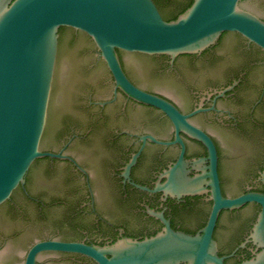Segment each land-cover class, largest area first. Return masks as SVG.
<instances>
[{
    "label": "flooded vegetation",
    "instance_id": "af4514ba",
    "mask_svg": "<svg viewBox=\"0 0 264 264\" xmlns=\"http://www.w3.org/2000/svg\"><path fill=\"white\" fill-rule=\"evenodd\" d=\"M153 1L163 17L162 12H172L184 0ZM69 32L83 34L69 28L58 31L52 95L40 143L42 152L63 159L36 160L24 186L0 206V252L22 246L23 253L12 254L10 264H24L38 242L107 247L123 238L140 241L164 230L156 215L175 232L200 234L213 207L205 177L210 167L207 148L192 131L177 129L162 111L117 89L97 49L89 66L64 70L60 47L71 39ZM129 55H119L129 81L171 104L214 144L222 197L264 194V51L237 33H223L198 54L174 59L136 54L149 61L128 68ZM100 66L107 76L92 82ZM146 69L152 82L144 81ZM177 137L184 145L182 171L187 180L166 195L156 189L178 161L182 148ZM228 165L233 176L225 180ZM260 214L261 206L254 202L219 212L212 239L220 264H248L262 252L253 237ZM30 230L44 233L28 239L25 233ZM35 263L95 264L81 255L56 252L40 253Z\"/></svg>",
    "mask_w": 264,
    "mask_h": 264
},
{
    "label": "water",
    "instance_id": "95a60500",
    "mask_svg": "<svg viewBox=\"0 0 264 264\" xmlns=\"http://www.w3.org/2000/svg\"><path fill=\"white\" fill-rule=\"evenodd\" d=\"M242 1L193 0L182 15L167 22L153 0H0V206L10 200L18 187L24 186L25 176L36 160L63 159L40 149L52 95L60 28L83 33L76 37L69 32L71 39L60 47V66L64 70L71 72L89 66L94 61L92 52L97 49L116 88L128 98L162 111L177 129L192 131L194 139L207 148L210 163L205 177L209 179L213 207L200 234L175 232L161 215H156L165 228L151 238L140 241L123 238L107 247L38 242L26 254L24 264H36V257L44 252L81 255L95 264H220L212 239L219 212L252 202L261 206L253 237L262 252L248 264H264V194L223 198L212 141L192 129L171 104L136 88L126 77L118 55V52L133 54L125 58L129 68L149 61L136 54L172 59L198 54L214 45L223 33H237L264 51V21L260 19L264 17V1ZM98 70L92 82L107 76L104 67ZM144 72V81L152 82L149 70ZM175 141L182 148L180 156L167 173L166 182L156 189L166 195L172 194L170 189L179 181L187 180L182 171L186 165L184 145L178 137ZM134 163L135 158L126 173ZM39 167L38 164L36 169ZM177 170L183 174L175 175ZM232 176L233 170L228 165L223 177L227 180ZM232 190L227 187L228 192ZM43 231L30 230L25 234L29 239ZM22 253V246L3 250L0 264H10L12 254Z\"/></svg>",
    "mask_w": 264,
    "mask_h": 264
},
{
    "label": "trees",
    "instance_id": "16d2710c",
    "mask_svg": "<svg viewBox=\"0 0 264 264\" xmlns=\"http://www.w3.org/2000/svg\"><path fill=\"white\" fill-rule=\"evenodd\" d=\"M193 3V0H184L179 3L172 12H162L165 21L170 22L176 20L180 15H182ZM65 28H61L64 30ZM120 55V52H118ZM8 204V203H7Z\"/></svg>",
    "mask_w": 264,
    "mask_h": 264
}]
</instances>
